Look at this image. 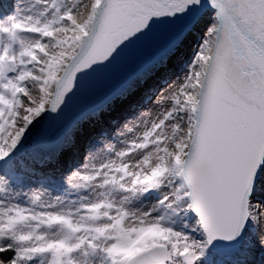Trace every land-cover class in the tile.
I'll return each instance as SVG.
<instances>
[{
	"label": "snow or ice",
	"instance_id": "6c2138e0",
	"mask_svg": "<svg viewBox=\"0 0 264 264\" xmlns=\"http://www.w3.org/2000/svg\"><path fill=\"white\" fill-rule=\"evenodd\" d=\"M0 264H264V0H0Z\"/></svg>",
	"mask_w": 264,
	"mask_h": 264
}]
</instances>
